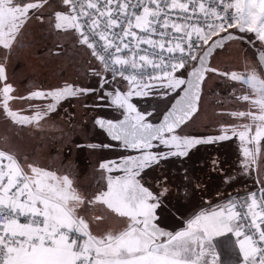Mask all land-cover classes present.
Segmentation results:
<instances>
[{"label": "snow or ice", "instance_id": "1", "mask_svg": "<svg viewBox=\"0 0 264 264\" xmlns=\"http://www.w3.org/2000/svg\"><path fill=\"white\" fill-rule=\"evenodd\" d=\"M33 25L80 64L24 94L8 69ZM86 119L109 141L90 170L19 142ZM229 153L259 187L205 199ZM0 264H264V0H0Z\"/></svg>", "mask_w": 264, "mask_h": 264}, {"label": "rangeland", "instance_id": "2", "mask_svg": "<svg viewBox=\"0 0 264 264\" xmlns=\"http://www.w3.org/2000/svg\"><path fill=\"white\" fill-rule=\"evenodd\" d=\"M36 25H33L30 29L29 38L34 41V47L31 52V55L22 56L19 59L13 61L9 66L8 73L10 78L15 79V84L18 90L21 93H24V90L32 85V83L39 84L41 86H47L46 79L54 77L53 73H56L58 69L69 65L72 69L69 73H66L65 78H75L76 73L79 71L80 61L78 59H73L74 53L71 51L69 44H65L63 49L55 47V39L53 36L49 35L45 30L37 27L36 31H32ZM40 34H45V36H40ZM40 36V37H39ZM57 52H60V55H56ZM221 63H230V59L225 56L219 58ZM46 70V72L44 71ZM62 79L54 78L53 83H57ZM221 91V97L226 96L227 87L219 82H214L212 85V91ZM210 97L212 93H209ZM20 104L24 111L27 112V105L22 102H17ZM68 111H74L73 108L68 107ZM107 117L113 115L111 109H101ZM89 115H93L89 113ZM87 120L83 130H76L71 135V143L67 141H62L59 138V133H50L48 138L41 141L35 140V138H30L27 135L21 133L19 136V142L25 151H31L33 148L38 150L41 155L54 166H58L61 161L67 163L69 160L73 162L74 165L78 167L80 171L90 170L91 163L95 159L90 156L89 151L86 147L88 142H100L104 141L105 143L109 142L108 138L101 134L99 129H93V127H86ZM114 143V142H113ZM121 150L118 148H113L106 150L104 155L109 159H116L117 153ZM59 153V158L57 159ZM225 159L230 161L232 165H226V167L232 171L235 182L231 187L225 188L222 184L220 176L223 175L217 173H211L209 176H205L202 173V180L205 183V199H211L214 197V189L217 186L221 187L222 191L233 192L236 190L248 189H257L259 185L255 184L254 179L249 176L240 175L236 172L237 167V157L234 154L229 153L225 156ZM195 167L197 169L201 168L203 165L199 161H194ZM95 183V181H93Z\"/></svg>", "mask_w": 264, "mask_h": 264}, {"label": "trees", "instance_id": "3", "mask_svg": "<svg viewBox=\"0 0 264 264\" xmlns=\"http://www.w3.org/2000/svg\"><path fill=\"white\" fill-rule=\"evenodd\" d=\"M37 30V27H35L32 31H36ZM40 36H45V34H40ZM39 36V37H40ZM44 71L46 72V70L44 69ZM70 71H72L71 67L69 65H65L64 67H61L60 69L57 70L56 73H53L52 72V75L54 77H51V78H48L46 79V84L49 85V84H54L53 83V80L54 78H58V80L62 79L63 77H65L66 73H69ZM87 120V119H86ZM85 124V123H84ZM92 127L91 123L87 120V124H86V127ZM230 162V161H228ZM227 165H232V163H229Z\"/></svg>", "mask_w": 264, "mask_h": 264}, {"label": "flooded vegetation", "instance_id": "4", "mask_svg": "<svg viewBox=\"0 0 264 264\" xmlns=\"http://www.w3.org/2000/svg\"><path fill=\"white\" fill-rule=\"evenodd\" d=\"M228 90V89H227ZM228 93V91L226 92V94Z\"/></svg>", "mask_w": 264, "mask_h": 264}, {"label": "water", "instance_id": "5", "mask_svg": "<svg viewBox=\"0 0 264 264\" xmlns=\"http://www.w3.org/2000/svg\"><path fill=\"white\" fill-rule=\"evenodd\" d=\"M115 143V142H114Z\"/></svg>", "mask_w": 264, "mask_h": 264}]
</instances>
